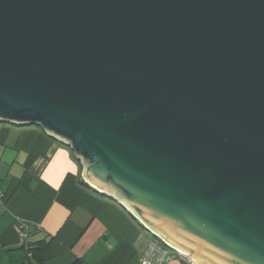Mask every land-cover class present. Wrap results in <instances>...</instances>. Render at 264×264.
<instances>
[{
    "label": "water",
    "instance_id": "1",
    "mask_svg": "<svg viewBox=\"0 0 264 264\" xmlns=\"http://www.w3.org/2000/svg\"><path fill=\"white\" fill-rule=\"evenodd\" d=\"M0 124L194 264H264V0H0Z\"/></svg>",
    "mask_w": 264,
    "mask_h": 264
},
{
    "label": "crops",
    "instance_id": "2",
    "mask_svg": "<svg viewBox=\"0 0 264 264\" xmlns=\"http://www.w3.org/2000/svg\"><path fill=\"white\" fill-rule=\"evenodd\" d=\"M80 178L73 153L40 128L0 124V264L26 262L16 220L43 249L29 264H141L150 245L142 227ZM163 264L184 262L168 250Z\"/></svg>",
    "mask_w": 264,
    "mask_h": 264
},
{
    "label": "built area",
    "instance_id": "3",
    "mask_svg": "<svg viewBox=\"0 0 264 264\" xmlns=\"http://www.w3.org/2000/svg\"><path fill=\"white\" fill-rule=\"evenodd\" d=\"M2 200L3 195L0 192V203L2 202ZM14 230L18 234L20 243L25 250L26 260H30L32 258L33 247L27 243L28 226L22 221L16 220ZM168 250L174 252L175 255L184 262V264H194L186 255L175 249L170 248L158 239H156L155 243H150L149 248L142 255L141 264H151L154 259H157L159 264H163L166 260ZM25 264H28V261H26Z\"/></svg>",
    "mask_w": 264,
    "mask_h": 264
},
{
    "label": "trees",
    "instance_id": "4",
    "mask_svg": "<svg viewBox=\"0 0 264 264\" xmlns=\"http://www.w3.org/2000/svg\"><path fill=\"white\" fill-rule=\"evenodd\" d=\"M32 247H33V246H32ZM42 251H43L42 248H39V249H34V248H33V251H32V258H33L34 260H39V258L41 257ZM32 258H31V259H32ZM26 261H29V260H26ZM28 264H29V262H28Z\"/></svg>",
    "mask_w": 264,
    "mask_h": 264
},
{
    "label": "rangeland",
    "instance_id": "5",
    "mask_svg": "<svg viewBox=\"0 0 264 264\" xmlns=\"http://www.w3.org/2000/svg\"><path fill=\"white\" fill-rule=\"evenodd\" d=\"M126 212V211H125ZM128 214V212H126ZM142 232L144 233V235L146 236L147 242L148 243H155L156 242V237L151 235L150 233H148L147 231L143 230L141 228Z\"/></svg>",
    "mask_w": 264,
    "mask_h": 264
}]
</instances>
